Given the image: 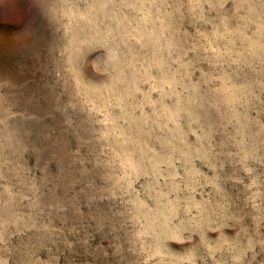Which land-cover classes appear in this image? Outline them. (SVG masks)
Instances as JSON below:
<instances>
[{
    "label": "rangeland",
    "instance_id": "rangeland-1",
    "mask_svg": "<svg viewBox=\"0 0 264 264\" xmlns=\"http://www.w3.org/2000/svg\"><path fill=\"white\" fill-rule=\"evenodd\" d=\"M0 264H264V0H0Z\"/></svg>",
    "mask_w": 264,
    "mask_h": 264
}]
</instances>
